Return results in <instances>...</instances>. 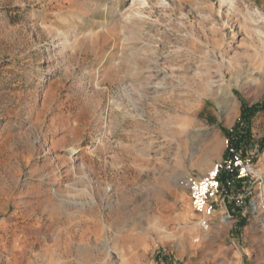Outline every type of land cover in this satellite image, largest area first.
I'll use <instances>...</instances> for the list:
<instances>
[{
  "label": "rangeland",
  "instance_id": "374dc122",
  "mask_svg": "<svg viewBox=\"0 0 264 264\" xmlns=\"http://www.w3.org/2000/svg\"><path fill=\"white\" fill-rule=\"evenodd\" d=\"M227 3L0 0V264H264V111L208 232L187 187L264 105V0Z\"/></svg>",
  "mask_w": 264,
  "mask_h": 264
},
{
  "label": "built area",
  "instance_id": "2783aa9c",
  "mask_svg": "<svg viewBox=\"0 0 264 264\" xmlns=\"http://www.w3.org/2000/svg\"><path fill=\"white\" fill-rule=\"evenodd\" d=\"M253 168L252 158H242L235 150H231L230 157L206 175L191 178L187 186L189 197L194 212L200 217L199 226L202 230L208 232L211 228L215 204L222 191L221 175L231 174L233 178L228 185L233 187L235 183L246 182L254 173Z\"/></svg>",
  "mask_w": 264,
  "mask_h": 264
},
{
  "label": "trees",
  "instance_id": "16d2710c",
  "mask_svg": "<svg viewBox=\"0 0 264 264\" xmlns=\"http://www.w3.org/2000/svg\"><path fill=\"white\" fill-rule=\"evenodd\" d=\"M264 111V105L262 106H253L248 107L244 106L242 109V115L240 117L239 122L237 123L236 127L232 131H227V137L229 140V150L226 159L230 157V150L239 151L243 147H247L249 144V137H250V122L251 119L259 112ZM240 124H245V131L242 134L240 128ZM233 176L231 174H222L220 181L222 186L228 187L231 189V186L228 183L232 180Z\"/></svg>",
  "mask_w": 264,
  "mask_h": 264
},
{
  "label": "bare ground",
  "instance_id": "6f19581e",
  "mask_svg": "<svg viewBox=\"0 0 264 264\" xmlns=\"http://www.w3.org/2000/svg\"><path fill=\"white\" fill-rule=\"evenodd\" d=\"M224 3L228 4V3H227V0H223V4H224ZM233 4H234L233 2H230V5H232V6H233ZM228 96H229V98L231 97V95H230V94H229V95H227V97H228ZM223 104H224V103H223Z\"/></svg>",
  "mask_w": 264,
  "mask_h": 264
},
{
  "label": "crops",
  "instance_id": "0c3cea01",
  "mask_svg": "<svg viewBox=\"0 0 264 264\" xmlns=\"http://www.w3.org/2000/svg\"><path fill=\"white\" fill-rule=\"evenodd\" d=\"M243 183H245V182H240V183H238V184L241 186ZM242 188H244V186H242Z\"/></svg>",
  "mask_w": 264,
  "mask_h": 264
}]
</instances>
